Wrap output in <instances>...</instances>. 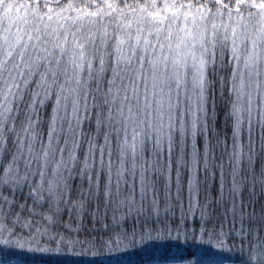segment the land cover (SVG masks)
I'll list each match as a JSON object with an SVG mask.
<instances>
[{
    "label": "snow or ice",
    "instance_id": "obj_1",
    "mask_svg": "<svg viewBox=\"0 0 264 264\" xmlns=\"http://www.w3.org/2000/svg\"><path fill=\"white\" fill-rule=\"evenodd\" d=\"M241 5L257 11L242 13ZM22 7L28 5L0 0V246L42 256H110L135 248L138 242L142 246L178 240L182 233L194 232L186 222L198 214L201 243L205 235L209 243L219 237L221 249L231 251L223 238L234 229L207 227L211 200L205 196V205H199L197 174L210 171V154L214 160V147H220L228 153L234 197L243 183V160L253 186L257 182L264 186V167L259 175L252 172L254 127L264 141V0H239L235 15L229 9L227 22L219 23L220 9L212 13L207 5L164 4L161 9L155 0L125 3L123 8L108 3L107 11L87 13L98 19L84 21L78 15L71 25L50 30L48 25L29 26L26 17L14 15ZM169 8L177 11L161 15ZM226 55L231 67L227 87L232 99L226 114L234 129L231 146L210 127L209 121H215L208 108L216 77L224 95L225 78L218 69L224 68ZM49 105L45 132L41 112ZM93 112L95 132H85L83 125L93 122ZM245 128L248 152L241 140ZM198 137L204 139L202 168ZM176 147L178 218L171 212V157ZM165 152L169 178L161 212L151 177L161 171ZM218 167L223 180V162ZM182 169L189 172L187 209L180 196ZM102 175L104 216L111 209V224L102 222L101 229L93 226L88 230L91 235L81 237L85 201L100 196ZM77 176L87 180V189H73ZM25 189L31 205L16 199ZM64 208L70 219L75 209L76 227L61 221ZM235 235L248 236L249 244L255 237L248 261L264 264V231L241 223Z\"/></svg>",
    "mask_w": 264,
    "mask_h": 264
},
{
    "label": "trees",
    "instance_id": "obj_2",
    "mask_svg": "<svg viewBox=\"0 0 264 264\" xmlns=\"http://www.w3.org/2000/svg\"><path fill=\"white\" fill-rule=\"evenodd\" d=\"M16 5H28L27 8H20L18 12H14V15L20 17H26L29 21V26L36 24L41 29L45 25H48L49 30L51 28H58L59 24H64L69 26L72 24V18L78 15L83 17L84 21L89 19H98L97 17H89L87 13L97 12L98 10L107 11L106 5L108 3H113L118 5L119 8H123L125 3L135 4L139 3L144 5L146 0H12ZM150 3L151 0H148ZM158 7L163 9L164 4L168 5H180L185 6L191 4L194 7L200 5H207L211 9L212 13H215L219 8L222 17L217 18L216 22L219 23L220 19L227 22V11L232 10L235 15L236 4L239 0H220L217 3L216 0H155ZM246 3H250L251 0H245ZM258 3L259 0H256ZM47 4V7H45ZM73 5L72 8H68V5ZM222 5H227V8H223ZM49 8L52 12H49ZM185 9H180L184 11ZM240 12L247 13L248 11H257L255 8L248 9L243 5L240 6ZM177 11L176 8H169L167 10H162L161 15H171L172 12ZM201 11H204L201 8ZM191 15V13H189ZM48 15L52 16V19H48ZM113 16L116 15L115 12L112 13ZM61 17H68L67 21L60 19ZM108 16L104 17V21L107 22ZM80 23V21H77ZM101 25L97 23L96 28L99 29ZM73 30L75 27L73 26ZM112 31V27L109 26V32ZM71 47V45H69ZM217 62L219 63V57H217ZM224 68L218 69L219 76L225 78V88L224 95H220V86L218 77H216V87L214 89V95L212 92L209 93V113L214 115V124L209 121L210 127L215 133L219 134V137L226 140L227 144L231 146L232 136H233V123L231 119L226 118V114L230 108V100L232 97L229 96L227 82L231 75V67L228 66V58L225 56ZM264 80V75L261 77ZM261 91H264V84L261 85ZM215 101V108L212 107V100ZM51 114V106L49 105L45 110L41 112V117L44 120L43 130H47V121ZM92 123L89 124L87 121L83 125V130L85 132H95V113L93 112ZM253 141H254V151L253 155V167L252 172L259 175L261 168L264 167V148L261 147L264 141L260 137V129L258 126L253 129ZM209 139L211 140V146L216 145V139L210 133ZM241 140L243 145V151L248 152V136L246 128L241 132ZM178 144V141H177ZM197 146L201 153V168L203 161L204 152V139L203 137L197 138ZM214 160L212 159V154H210V171L205 172L203 170L199 171L197 174V186L199 189L198 202L200 206L205 205V196H208L211 203L207 206V212L210 214L206 222L207 227L211 228L212 225H216L217 230L221 227L225 231L232 230L230 234L224 237L225 244L227 248L231 251L222 250L220 244L218 243L219 237H214L212 242H208V236L203 237V243H201V237L199 235L200 219L197 214L192 220L187 221L186 224H191L194 232L192 233H182L178 240L176 239H163L160 241H152L142 246L137 244L135 248H129L128 251L115 253L112 255H102L97 258L92 257H69V256H42L38 254H31L16 248H5L0 246V260L6 262H12L16 264H166V263H176V264H188V261H193L194 264H253V262L248 261V255L255 250L256 239L252 238V243L249 244L248 236H236L235 230H240L241 223H243L245 228H259L264 231V186L260 183H256L254 186L251 182V172L248 170V163L243 160L241 163V177L243 178V183L238 196L234 197L230 192L232 188V177L230 173L232 172L231 165L228 160V153L222 152L220 147H214ZM179 148L173 149L171 157V212L176 214V218L179 217L180 207L176 200V168L177 159L179 158ZM223 162V180L221 177V170L218 165ZM168 156L165 152L161 171L151 177L154 181V191L157 194L158 203L160 211L163 212L166 204L165 200V188L169 178V172L167 171ZM105 178L102 175L100 178V196L97 199H88L85 201V211L83 213L82 221L79 223L84 227V231L80 233V236L91 235L88 230L95 226L96 229H101L102 222L111 224V209L108 211V215L104 216V196H103V185ZM189 181V172L186 169L181 170L180 183L182 185V190L180 193L181 199L185 202V209H187V187ZM223 183V190L221 185ZM73 189L82 186L84 189L88 188L87 180L81 181L79 176L72 182ZM27 189L24 192L19 193L16 199L20 204L31 205L32 200L28 198L26 201ZM138 195V190H137ZM72 198L75 200L77 196L73 192ZM233 201L236 203L235 209H233ZM98 205V208H97ZM45 209L43 210H46ZM145 208L151 211V207L145 203ZM20 211L19 208L16 209ZM97 214L95 219V224L93 221V214ZM24 216L28 215L27 210L23 212ZM254 215V219L252 216ZM101 216H104L103 221ZM241 216H244L243 222L241 221ZM61 221H69L73 227H76L78 221L76 219L75 209L73 210V215L71 219L69 218L68 209L64 208L63 213L60 217ZM127 226V225H126ZM26 231V230H25ZM60 231H64L61 227ZM99 235V233H96ZM175 235V234H174ZM215 244L216 247L212 245ZM241 247L243 251H241Z\"/></svg>",
    "mask_w": 264,
    "mask_h": 264
},
{
    "label": "rangeland",
    "instance_id": "obj_3",
    "mask_svg": "<svg viewBox=\"0 0 264 264\" xmlns=\"http://www.w3.org/2000/svg\"><path fill=\"white\" fill-rule=\"evenodd\" d=\"M0 264H16V263L6 262V261H2V260H0ZM23 264H24V263H23ZM153 264H159V263H153ZM166 264H176V263H166Z\"/></svg>",
    "mask_w": 264,
    "mask_h": 264
}]
</instances>
